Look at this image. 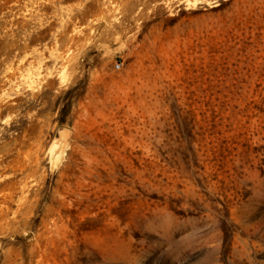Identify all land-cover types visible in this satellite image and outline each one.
Returning <instances> with one entry per match:
<instances>
[{"label":"rangeland","instance_id":"obj_1","mask_svg":"<svg viewBox=\"0 0 264 264\" xmlns=\"http://www.w3.org/2000/svg\"><path fill=\"white\" fill-rule=\"evenodd\" d=\"M0 264H264V0H0Z\"/></svg>","mask_w":264,"mask_h":264},{"label":"trees","instance_id":"obj_2","mask_svg":"<svg viewBox=\"0 0 264 264\" xmlns=\"http://www.w3.org/2000/svg\"><path fill=\"white\" fill-rule=\"evenodd\" d=\"M64 119H58L59 126L61 127L63 124Z\"/></svg>","mask_w":264,"mask_h":264},{"label":"built area","instance_id":"obj_3","mask_svg":"<svg viewBox=\"0 0 264 264\" xmlns=\"http://www.w3.org/2000/svg\"><path fill=\"white\" fill-rule=\"evenodd\" d=\"M116 67H118V65H116Z\"/></svg>","mask_w":264,"mask_h":264}]
</instances>
